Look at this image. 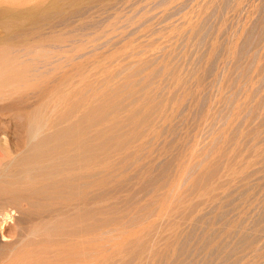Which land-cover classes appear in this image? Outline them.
Wrapping results in <instances>:
<instances>
[{
    "label": "rangeland",
    "instance_id": "rangeland-1",
    "mask_svg": "<svg viewBox=\"0 0 264 264\" xmlns=\"http://www.w3.org/2000/svg\"><path fill=\"white\" fill-rule=\"evenodd\" d=\"M115 1L109 3L108 6H106V9L104 7L103 8L104 10L103 9L98 10L97 7H95L96 10L92 8L93 11L90 16V19L92 18L90 22L91 23L90 26H88V28L84 32L76 35L74 37L75 39L73 42V45L76 44L77 46V44H79L78 46L84 47V52L80 54L75 53L74 63H70V64L68 63L69 65L66 64L65 65L66 68L64 67L62 69V71L63 70L68 71L72 69V65L73 67L75 66L76 62L80 63L82 61H87V62L89 61V63L91 64L93 63L92 66H94V67L91 66L93 69H91L92 71L90 75L93 76L91 80L94 82L93 85H95L92 91L94 92V96L96 95L95 93L99 94L98 92H96L97 87L99 92L101 91L100 88H102L101 93L103 91L109 92L112 89L119 87V95L121 94L120 96H123V97L118 96L117 99H114L115 102L111 100L106 101V99L107 100L110 99V98H106L105 101L107 102V104L106 102L104 103L103 101L102 102L97 101V99H91L90 101L92 106L94 104L93 107L100 106L101 104V106L103 105L102 106L103 109L105 104L107 105V106L105 105L106 107H109L108 105H110V108H113V106L115 107V105L121 104V99L123 100L122 105L121 106L119 105V108L115 107L114 108L115 110L112 109L110 115L105 114L106 117H108V115L110 117V118L105 117L106 118L104 120L105 122L101 119L97 122L98 124L92 123L93 125L88 124L86 127V130L89 129L87 130L88 136L89 137L92 136L90 138L92 142L94 143L96 142V140L94 141L95 139L94 135H96L95 133H97V135L100 134L101 136H103L104 134L106 136L109 135L108 138L110 139L107 138L108 141L106 140L107 143L106 145H104V147L103 144L97 145L93 151L88 152V154L91 153L90 156L91 155L94 156V157L92 156V158L90 157V159H94V160L88 161V163H89L90 171L93 170L91 173L94 172L91 175V177H94V179L91 178L92 180H94L91 181V187L93 189L96 188L94 190L91 189V192L92 195L94 194V197L97 196L96 198L90 201L89 204L91 206L89 205V207L91 209L93 208L92 210H96V218H100L102 216L101 218H104V220L106 219L105 220L106 222L104 220H102V223L99 224H96L94 220L89 222V224L91 223V226H89L90 232L89 234L86 235L87 237H89L88 239L86 237V239L89 240L88 248H92L91 245H93V248L97 246L96 248L98 249L101 248L100 249L101 252H99L100 250L97 251L98 249L97 250L95 249L93 256L92 253L93 248L91 250L88 249L90 250L89 254L91 255L92 253V256L88 255L89 257L86 256V258H83L81 260L78 258L80 260V264H83V262L88 264L89 261L90 264L92 263L97 264L98 256H99L98 260L100 261V264L104 263L103 259L104 261L107 259V262H105V264L107 263L117 264L116 262L118 261L119 257L120 260L121 259L131 260L130 261L131 264H155L156 261H157L156 264L159 263L175 264L176 262L178 263V261L180 264H188V263L207 264L205 260L209 261L208 264L210 263L222 264L224 262L226 264H231V263L232 264H245V263L264 264V142L262 137H261L262 141L261 139H259L260 141L258 140V142L260 143H257L256 141L255 143L254 141L249 139L250 137L248 135V130L249 128L252 127V125L248 122L246 117V111H244L245 110L244 107L246 106L245 99L247 100L246 97L247 82H246V75L244 69L246 58L243 47V43H244L243 29L245 26L246 13H247L246 12L247 0H234V1L233 0H115ZM234 3L236 6H234ZM115 16L118 17L115 18ZM78 21L79 19H74V23H78ZM195 25L197 27H195ZM93 37L95 39H93ZM63 47H70V46L65 45ZM113 51L115 52L119 51V60L116 59L114 63H111L109 68L111 69L112 67V69L111 70L109 69L108 70L109 72H107V70H104V68H100V67L98 68V66H103L104 64L106 65L105 62H107L108 59L107 55L113 53ZM103 54H105L106 56ZM82 55L85 56L87 55V56L85 57ZM232 56L235 57L233 58ZM101 57L103 58V60ZM104 58L106 60H104ZM140 63H143L142 66L143 65L144 66L142 72L138 74V76H135L132 80V85L135 86V90H136V92L132 94L133 95L132 96L127 89L125 88L122 89L121 87L125 81L123 77H125V75L129 73L128 71L130 70L128 68H130L133 65H137V64L139 65ZM95 64L97 67L95 66ZM122 67H124V69ZM99 69L102 71H100ZM115 69H117V71ZM118 72L119 75L116 77V74ZM198 78L199 79L204 78L202 80L203 82ZM179 80H181L180 84H184V85H179ZM197 81L199 82L198 84ZM172 84L176 85V87ZM187 86H188V90H186ZM104 88L107 90H105ZM172 89H175V92L172 93L173 91ZM188 91H189V95L187 93ZM146 92H149L151 94L155 93V95H157V98L164 99L166 102L169 101L170 99L171 105L169 104V106L175 107L176 104L175 107L176 112L173 111V114H171L172 115V118H170L171 120L170 119L162 120L161 123L162 126L158 121L159 124L157 123L158 125L157 129L159 136H157L155 139L150 137L146 132L144 133L145 130L144 126H143L144 128L141 127V129H139L140 131L138 130L137 132L135 131L133 124L130 125L129 127V124L126 121H124L126 116H127L126 118H128L129 112L132 109H134L135 105H138L139 103L138 101H136L138 103L135 104L136 102L135 101L133 102V99L136 100L135 98L137 99L139 98L140 100L141 95H142L141 96L142 99L144 97V94H146ZM185 92L187 93V96H185L186 95ZM190 92L193 95H191ZM61 96L63 95L58 93L56 99L54 96L53 99H45V100L43 99L44 101L43 100H42L43 102L41 101L42 102L40 104L41 110L39 109L40 111L39 114L37 115V117L38 116L39 117L38 118L36 117V121H34L33 123V126H35L37 131V135H36L37 139L36 138L31 139V141L29 136L30 134H28L27 131L21 130L18 127V124L15 120H11L10 118H6V117L4 118L0 116V135L2 134L1 131L2 132L4 131L3 129L5 128L8 129L5 130L6 136L8 138L7 139L8 145L5 143V141L2 138H1L2 141L0 142V182H2L0 183L1 186L0 189L3 187H9L8 185L11 183L13 185L11 184L9 188L15 185H20L21 187L22 186L24 187L26 186L27 183H29V181L41 182L43 179H47V178L50 179V177H53V175L55 177H61L62 175L60 173L58 174L56 173L57 167L58 168L67 167L71 169L75 168L73 166H76L75 165L76 163L74 164L73 161H71L72 158L75 160L76 157L75 151L70 147L68 148L70 149V151L66 152V155L68 156L67 158L68 160L65 159L64 155L61 159H58L57 161H54V159L51 160V158L44 155L43 156L41 155L39 160H36L34 158L27 159V161L21 160V155L26 154L31 149V145L39 139H44L43 143L41 144L42 146L41 148H54L56 146L57 140L56 138H53V136H49V135L59 125L65 126L69 123L68 120L72 121L74 119V117L71 116L67 121H63L64 123L62 122L60 124H57L55 125V127L49 125L51 119H53V117L56 118L57 117L56 115L61 110L60 109L62 105L61 101L64 100L63 97ZM169 96L170 98H168ZM171 96L172 98L174 97V100L171 99ZM207 96L209 98H207ZM175 97L177 98L175 99ZM181 98L183 99V101ZM92 100H95L96 102L93 101L92 103ZM130 100L133 102V104L131 105H129V103L131 102ZM9 101H10L9 99H6V101L3 100L1 103H6ZM30 101H29L30 104L36 103L34 102L36 101L35 98L34 99L31 98ZM123 107L126 108V110ZM109 111L106 113H109ZM184 111L186 112L184 113ZM51 114H52V118L50 116ZM173 116H174V120H172ZM115 117L116 119H114ZM118 118L119 119L123 118V119L119 120ZM1 120L3 121L5 120L4 122L6 123L7 126ZM168 121H170V124ZM46 122L49 123L46 124ZM99 122L100 123L103 122V123L100 124ZM44 123L46 125L43 126ZM120 123L122 125L128 124L127 128L126 125L122 126ZM96 124L98 126L100 125L101 127L100 126L98 127ZM117 124H119L120 128L118 127ZM15 125L17 126L15 127ZM115 125H117L118 128H116ZM208 125L209 127L206 128V126ZM92 126H97V127H92ZM107 127H109L110 131ZM111 127H115V128H112L113 129L112 130ZM123 127L126 128V130L124 129L125 130L124 132L126 133L122 132ZM173 127L174 129H172ZM91 128L93 130H91ZM116 129L117 130L119 129L123 134L120 131L119 132L116 131ZM142 129L144 130L142 131ZM262 129L263 130L261 134L264 137V133H263L264 127ZM106 130L108 132H105ZM21 131L24 134H22ZM7 132L9 135H7ZM91 133L93 135H91ZM114 133H117V135ZM147 135L151 139L150 141L152 142H150L149 140L148 142L145 139L143 140V138L144 137L146 138ZM21 136L23 139L22 138L20 139ZM70 137L71 139L69 140L72 141L73 140L76 141L78 139L77 135L75 136L76 138L73 136ZM118 137L120 138L123 137V138L118 139ZM116 138L119 141H122L123 144L122 145H120L121 143H119V145L116 144L118 142ZM24 139L25 142L21 141ZM131 139L134 140L132 141ZM137 141L139 143H137ZM129 142L132 143V146L130 145ZM195 142L197 143L194 144ZM110 144L111 146L108 147ZM139 144H142L141 146L145 148V149L143 148L141 149L143 152L138 149L140 146ZM137 145L139 146L137 148H134ZM106 146L107 148L105 150ZM127 146H131V147H127ZM102 147L106 152L102 151L103 150L101 149ZM111 148L114 149L116 148V149L115 150L113 149L111 151ZM127 148H130V150L129 149L127 150ZM146 148L148 149V153L146 151L147 150ZM150 149L151 150L154 149L152 151V154L150 153L151 151ZM7 151L11 153L8 154ZM130 151L132 155L135 156L134 158L132 157V155H130L131 154ZM92 152H94L95 154L94 153L92 154ZM97 153H100V155L101 154L102 155L100 156ZM105 154L107 155L105 156ZM118 155L120 158L118 157ZM142 156L144 157V161L146 160V162H148V158H150L149 162L151 159H152L151 162L153 161L151 163L153 164L151 169L152 171L145 176L146 180L144 178L139 179V175L137 173V170L143 165V164L142 165L139 164L140 162L143 161ZM116 157L118 158L116 159ZM17 158L20 160H18ZM138 158L141 159L138 160ZM42 161H45L44 162L45 164ZM92 161L95 163L94 165H92L93 164ZM50 162L53 163L51 164ZM71 162L72 164H70ZM59 164L61 166H59ZM145 164L146 163L144 162V166H147V164L146 165ZM52 167L54 168L50 170L51 171L50 174V171H47V169L48 168L51 169ZM215 167H217L218 169L217 168L213 169ZM113 168L116 171L115 170L112 171ZM36 169H38L39 171ZM42 172L43 173L45 172L46 174L44 175L42 174ZM95 172H99L101 175ZM102 173L104 176L102 175ZM94 174L97 175L94 176ZM98 175H100V177ZM106 175L108 176L107 178L105 177ZM208 175H210V177ZM40 176L42 178L41 180L39 179ZM20 178L22 180H20ZM98 178H102L101 180L107 182L106 188L100 187L99 189H97L98 185L96 187L95 182L98 180ZM124 178L127 181L124 180ZM23 179H25L26 181ZM118 179L119 182H117ZM147 179H150L149 184L146 183ZM117 184L118 186H116ZM206 187H208L209 189ZM104 189L106 190L108 189L110 191H108L107 193L105 192L106 190L104 191ZM99 190L100 192H98ZM94 191H96L97 194L96 192L94 193ZM103 191L105 192L104 195H102ZM230 197L233 198L231 199ZM97 198H99V200ZM66 200L67 201L63 202L62 205L64 206L68 204L71 205L68 201L70 199H66ZM224 201H226L227 203ZM45 203L46 205L47 203L51 204V202H45ZM223 203L226 204L223 205ZM49 204L47 205L48 210L44 212L46 214L43 213L39 218L36 219L20 218L21 213L19 212L20 213L19 214L18 210H17V214L16 212H14L13 215L14 219L12 217L11 220L9 217L0 215V226H1L0 227V264H16V263L28 264L27 263L28 259L30 260V263L32 262L31 261L32 258L29 257L36 256L34 254H37L38 257L42 254L48 255V256L42 255V257L43 256L44 257L42 259L38 258L37 260H41V261L46 260V262H52V263L55 260L53 264L55 263L66 264L67 261L68 262L70 261L69 264H73V261L76 264L79 263L78 262L79 260L77 258L75 262V259L73 258L74 253L73 256L71 254L72 251L75 250L74 252H76L79 246H81L80 244L82 240H80L81 234L79 233H76L72 237H60V239L57 240V244H56L57 247L56 246L55 247L59 249L58 250L59 254H56L58 252L56 250H52V248L46 249L47 247H50L49 238L51 237V233H54V231H56V228L53 227L54 226L53 224L58 218L62 216L61 214L63 213V212H60V214L56 213V209L61 206L59 202L57 203V205L56 203L55 205H52L54 204L52 203L49 206ZM27 205L28 203H26L25 201L21 202L18 208L19 211H23L24 208L27 209L28 208L26 207ZM49 207L53 209V212H51V209ZM98 207L101 208L99 209ZM63 210L64 208H62V211ZM98 214H100L101 216ZM115 217L116 220L114 219ZM129 217L130 220H128ZM2 218H3V222H2ZM5 218L8 220H6ZM96 218L95 220L97 221ZM124 218H126V220ZM133 218H135V221ZM103 221L105 223H103ZM134 222H136L135 224L137 226L134 225ZM238 223L241 224L238 225ZM92 224H94L95 227H93ZM151 224L153 225L155 224L156 226H153ZM228 227L229 229H227ZM259 228L262 230L261 232L262 235H260L259 233L261 231ZM25 229L28 230L26 231ZM234 229L236 230L234 231ZM239 229L241 232L242 231L244 232V233L242 232L243 235L239 234L240 232ZM252 231H254L255 233ZM177 232H180L181 234V235L179 234L180 237L177 236L178 235ZM236 232H238L239 234L238 236ZM38 233L39 235L37 237ZM43 234L45 235L43 236ZM254 234H256L255 235L256 237L254 236ZM78 235H79L78 241H81L79 242L80 244H77L75 243L77 241H74L78 239L77 238ZM158 235L159 237L157 238ZM39 236L45 238L44 240L45 244L44 242H42L43 244L40 245L43 247L40 246L35 247L31 245L33 239L39 238ZM251 237L252 239L257 237L260 239L258 243V245L260 246L259 248L260 250L259 249L258 250L254 249L251 251L244 250L248 244V241L251 240ZM91 238L96 240V242ZM82 239H84V237H82ZM192 239L195 240L193 241ZM97 240L100 241V244L101 243L102 244L100 245ZM173 240L176 241L173 242ZM179 240L182 241L179 242ZM217 240L220 241L218 242ZM64 242L65 243L69 242V243L65 244ZM142 242L143 243L147 242L146 243L147 246L145 243L143 245ZM120 243H122L123 245ZM221 243L223 244V246L221 245ZM73 244L76 245L74 246ZM131 244H132V248L130 247ZM208 244L209 247L207 246ZM153 245L155 247V250ZM179 245L181 247L184 246L185 249L186 248L187 249L183 251L182 248L184 247L180 249ZM210 245L213 247V252L211 250L212 248L209 249L211 247ZM82 246L81 248H84L85 245L83 247ZM214 246L216 247V250ZM123 247H125V249ZM127 247H130L129 248L130 251L126 250ZM150 247L152 248L150 249ZM43 248L45 249V251ZM61 248H64L63 251L65 252L64 254L63 253L60 254V252H62L63 250ZM38 249L40 251L42 250L41 252L43 251L44 252L39 255L40 251ZM207 249L209 250L207 251ZM224 249H226V252H224ZM65 250L68 252H66ZM46 251L48 254L46 253ZM176 251H178L179 253H177ZM182 252L185 253L180 254ZM49 253L52 254L53 257H56V259L51 258ZM234 254H236L239 258ZM57 255L62 256V260L61 257L60 256L57 257ZM105 255L107 256V258H104ZM45 256L47 257V259L45 258ZM129 256L130 257L132 256L133 260ZM36 257L35 259L33 257V260H36ZM87 257L90 260H87ZM222 257L224 259H221ZM232 257L236 259L233 260ZM196 259H198L199 261ZM213 259H215L214 261L216 262H213L212 261ZM231 259L232 261H229ZM56 260L58 261L56 262ZM217 261H219L220 263ZM38 262L39 261H37L36 263Z\"/></svg>",
    "mask_w": 264,
    "mask_h": 264
},
{
    "label": "bare ground",
    "instance_id": "bare-ground-1",
    "mask_svg": "<svg viewBox=\"0 0 264 264\" xmlns=\"http://www.w3.org/2000/svg\"><path fill=\"white\" fill-rule=\"evenodd\" d=\"M115 0H0V116L1 117H6V118H10L11 120H15L18 124V127L23 130V131H27L28 134H30V141L31 139H35L37 136V131L35 126H33L34 121H36V117L39 114V111L41 110L40 108V104L45 100V99H53V97L59 94H62L63 99L62 105L60 107V111L59 113L56 115L57 117H53V119H51V122H46V124L49 123L50 126H54L57 124L62 123L63 121H67L71 116L74 117V119L72 121L68 120V124L65 126H58L57 128L54 129V131L49 135V136H53V138H56L57 143L56 146L54 148H41V144L43 143L44 139H39L37 141H35L32 145H31V149L27 152L26 150V154L21 155V160H26L27 159H36L39 160L40 156L44 155L47 156L49 158L54 159V161H57L58 159H61L64 155L65 159L68 158V156L66 155V152L70 151V149H68L69 147L74 149L75 151V160L72 158L71 161H73V163L76 166H73L75 168L71 169V168H67V167H61L56 169V173H60L62 176L61 177H55L53 175V177H50V179H43L41 182H34V181H29V183L26 184V186H20V185H15L11 188H9L11 186V184H7L9 187H3L0 189V215L5 216V217H9L10 220L14 215V212H16L17 214V210L18 213H21V217L20 218H26V219H32V218H39L41 216V214H43L44 212H46L48 210V204L46 205L45 202H51L54 203L52 205H57V203L59 202L61 204L60 207H58L56 209V213L63 212L60 218H58L55 223L53 224L54 228H56V231H54V233H51V237L49 238L50 240V247L48 248H52V250H56L58 252V248H56V244H57V240L60 239V237H72L74 236L76 233L81 234L80 235V240H79V235L77 236V241L75 243L80 244L79 242H81V246L85 245L84 248H81V246H79V248L76 250V252L72 251V256L74 253L73 258L75 259L76 262V258L78 259H83L86 258V256L90 255L89 251L93 248H88V241L87 240L89 237H87L86 235L89 234V226H91V223L89 224L90 221H93L96 224L102 223V220H104V218H101L102 216L100 214L101 217L100 218H96V210H92L89 207V203L91 200H93L94 198V194L92 195L91 189H93L91 187V178L94 179V177H91V175L94 173H91L92 171H90L89 169V163L88 161L94 160V159H90V157L92 158L93 155L90 156V154H88V152L93 151L97 145H102L103 147L104 145H106V140L108 138L109 135H103L101 136L100 134L97 135V133H95L96 135H94L96 142H92L90 140V138L88 136V131L89 129L86 130V127L88 124H92V123H97L99 120H105L106 118L109 117L111 110L116 108H119V105H122V99H121V104H117L115 105V107L113 106V108H110V105H108L109 107H106L107 102L106 101H114V99H117L119 95V87L112 89L111 91H102V88H100V92L98 91V87L96 92H98L99 94L95 93L96 95L94 96V92L93 91V87L95 85L94 82L91 80L93 76L91 75V69H93L92 64L89 63V61H82L80 63L75 64V66L73 67L72 65V69L68 70V71H62V69L65 67V65H69L70 63H74L75 60V53H83L84 52V47L78 46L79 44L73 45L74 42V37L82 32H84L88 26H90V16L92 14V8L95 9V7H97L98 10H102L104 7L106 9V6H108L109 3L113 2ZM234 1V0H233ZM116 2V1H115ZM233 3V2H232ZM237 3V2H236ZM240 3V1H239ZM242 4V3H241ZM247 8L245 6V8L247 9V13H246V20H245V26L243 29V33H244V43H243V47H244V54H245V58H246V63H245V75H246V82H247V100L245 99L246 102V106L244 107L246 111V117L248 122L252 125L251 128H249L248 130V135H249V139L252 141H256L257 143L259 139L263 138V142H264V137L261 134L262 132V128L264 127V0H247ZM234 6L235 3H234ZM209 8V7H208ZM239 8V7H237ZM206 9V8H205ZM233 9V8H232ZM96 10V9H95ZM104 10V9H103ZM204 10V9H203ZM239 10V9H238ZM241 10V9H240ZM244 10V9H243ZM211 11V10H210ZM222 11V10H221ZM232 11V10H231ZM201 12V11H199ZM207 12V11H206ZM239 12V11H238ZM96 13V12H95ZM102 13V12H101ZM234 13V12H232ZM96 15V14H95ZM93 17V16H92ZM118 16H115V18H117ZM114 18V20H115ZM74 19H79L78 23H74ZM77 22V21H76ZM113 24V23H112ZM111 25V24H110ZM238 25V24H237ZM195 27H197L195 25ZM243 27V26H242ZM236 30V29H235ZM177 31V30H176ZM196 32V31H195ZM86 34V33H85ZM103 34V33H102ZM98 35V34H97ZM81 36V35H80ZM84 39V38H83ZM93 39H95L93 37ZM78 40V39H77ZM97 41V40H96ZM131 41V40H130ZM89 42V41H88ZM91 42V40H90ZM103 44V43H102ZM65 45H68L70 47H63ZM145 46V45H144ZM151 46V45H150ZM232 48V47H231ZM86 49V48H85ZM156 49V48H155ZM100 52V51H99ZM87 54V53H86ZM105 55V54H103ZM85 56V55H82ZM81 56V57H82ZM87 56V55H86ZM85 56V57H86ZM106 56V55H105ZM108 59L106 65L102 64L103 66H98V68H104V70H107V72H109L108 70L110 69V65L111 63H114V61L116 59L119 60V51L115 52L113 51V53L107 55ZM77 57V56H76ZM79 57V56H78ZM154 57V56H152ZM158 57V56H157ZM160 57V56H159ZM233 57V56H232ZM235 57V56H234ZM233 57V58H234ZM89 58V57H87ZM86 58V59H87ZM102 58V57H101ZM99 60V59H98ZM103 60V58H102ZM104 60H106L104 58ZM77 61V60H76ZM78 61V62H79ZM96 61V60H95ZM101 61V60H100ZM97 62V61H96ZM69 63V64H68ZM91 64V65H90ZM98 64V63H97ZM143 63H140L139 65H133L130 68H128L130 71H128L129 73L125 75L124 78V83L122 84V89H127L129 91V93L132 95L136 92L135 90V86L132 85V80L135 76H138V74H140L142 72ZM92 66V67H91ZM96 66V64H95ZM97 67V66H96ZM95 67V68H96ZM191 67V66H190ZM66 68V67H65ZM124 69V67H122ZM112 69V67H111ZM110 69V70H111ZM162 69V68H160ZM193 69V68H192ZM96 70V69H95ZM98 70V69H97ZM100 70V69H99ZM117 71V69H115ZM94 71V70H93ZM102 71V70H100ZM122 71V70H120ZM119 71V72H120ZM98 72V71H97ZM114 72V70H113ZM119 72L116 74V77L119 75ZM207 72V71H206ZM95 73V72H94ZM112 73V72H110ZM109 73V74H110ZM156 73V72H155ZM158 73V72H157ZM121 74V73H120ZM153 74V73H152ZM173 74V73H172ZM108 75V74H107ZM106 75V76H107ZM171 75V74H170ZM181 75V74H180ZM208 75V74H206ZM111 76V75H109ZM115 76V75H114ZM154 76V75H153ZM156 76V75H155ZM197 76V75H196ZM115 77V78H116ZM205 77V76H203ZM192 78V77H191ZM196 78V77H195ZM209 78V77H208ZM113 79V78H112ZM111 79V80H112ZM181 79V78H180ZM197 79V78H196ZM199 79V78H198ZM204 79V78H203ZM203 79H199V80H203ZM95 80V79H93ZM107 80V79H106ZM198 80V81H199ZM117 81V80H116ZM179 80V85H184V84H180ZM197 81V84L199 83ZM203 82V81H202ZM174 83V82H173ZM176 83V82H175ZM183 83V81H182ZM186 83V82H185ZM174 85V84H172ZM189 85V84H188ZM201 85V83H200ZM199 85V86H200ZM176 87V85H174ZM100 87V86H99ZM166 87V86H165ZM180 87V86H179ZM186 87V86H185ZM193 87V86H192ZM196 87V86H195ZM106 88V87H105ZM104 88V89H105ZM173 88V87H172ZM201 88V87H200ZM121 89V90H122ZM176 89V88H175ZM175 89H172V93L175 92ZM205 89V88H202ZM227 89V88H226ZM238 89V88H237ZM95 90V88H94ZM107 90V89H105ZM186 90H188V86L186 88ZM222 90V89H221ZM245 90V89H244ZM170 91V92H171ZM208 91V90H207ZM206 91V92H207ZM156 92V91H154ZM65 93V94H64ZM124 93V92H121ZM158 93V92H157ZM164 93V92H163ZM189 95V91L187 92ZM187 93L185 92V96H187ZM138 94V93H137ZM153 94V95H152ZM149 93L146 92V94H144V97L141 99L140 96V100L139 98H135L136 100L133 99V102H136L135 104L138 103V105H135L134 109H132L129 112V116L128 118H126L125 116V120L128 124L129 127L130 125H134V129L135 131L138 132L139 129H141V127H145V130L142 129V131L144 130V133L146 132L150 137H152L153 139H155L157 136H159L158 134V129H157V123L158 121L160 122V125L162 123V120H166V119H170L172 118L173 111H175V107L174 106H169L170 99L169 101H165L164 99H159L157 98V95H155V93ZM182 94V93H181ZM191 94V92H190ZM123 95V94H122ZM137 95V96H138ZM155 95V96H154ZM193 95V94H191ZM133 96V95H132ZM163 96V95H162ZM166 96V95H165ZM164 96V98H165ZM184 96V97H185ZM204 96V95H203ZM92 97V98H91ZM123 97V96H120ZM189 97V96H188ZM187 97V98H188ZM31 98H35L36 103H32L30 104L29 101ZM106 98H110V99H106ZM126 98V97H125ZM133 98V97H132ZM129 98V99H132ZM170 98V96L168 97ZM177 97H175L176 99ZM207 98H209L207 96ZM211 98V96H210ZM214 98V96H213ZM218 98V97H217ZM216 98V99H217ZM220 98V97H219ZM6 99H9V102L6 103H1L3 100L6 101ZM44 99V100H43ZM91 99H97V101L100 102H106V106L104 105L103 109L102 106L100 104V106H96L93 107L91 105ZM106 99V101H105ZM119 99V100H120ZM171 99L174 100V97ZM182 99V98H181ZM206 99V98H205ZM43 100V101H42ZM33 101V100H31ZM30 101V102H31ZM42 101V102H41ZM95 100H92V103ZM128 101V100H127ZM126 101V102H127ZM131 101V100H130ZM172 101V100H171ZM183 101V99H182ZM219 101V100H218ZM96 102V101H95ZM99 102V103H100ZM125 102V103H126ZM132 102V101H131ZM129 103V105L133 104ZM169 102V103H168ZM209 102V101H208ZM217 102V101H216ZM98 103V104H99ZM103 103V104H104ZM109 103V102H108ZM173 103V102H172ZM175 103V102H174ZM193 103V102H192ZM30 104V105H29ZM210 104V103H209ZM52 105V104H51ZM114 105V103H113ZM171 105V104H170ZM124 106V105H123ZM127 106V105H126ZM216 106V105H215ZM54 107V106H53ZM179 107V106H178ZM182 107V106H181ZM191 107V106H189ZM203 107V106H202ZM214 107V106H212ZM122 108V107H121ZM124 108V107H123ZM201 108V106H200ZM210 108V107H209ZM40 109V110H39ZM49 109V108H48ZM47 109V111H48ZM56 109V108H55ZM110 109V111H109ZM126 110V108H124ZM192 109V108H191ZM206 109V108H205ZM214 109V108H213ZM217 109V108H216ZM46 110V108H45ZM59 110V108H58ZM115 110V109H114ZM113 110V111H114ZM118 110V109H116ZM129 110V109H128ZM185 110V109H183ZM199 110V109H197ZM202 110V109H201ZM211 110V109H210ZM215 110V109H214ZM219 110V109H218ZM44 111V110H43ZM109 113H106L108 112ZM112 111V113H113ZM181 111V110H180ZM205 111V110H204ZM46 112V111H45ZM58 112V111H57ZM176 112V111H175ZM174 112V113H175ZM186 111H184L185 113ZM197 112V111H195ZM211 112V111H210ZM214 112V111H213ZM219 112V111H218ZM225 112V111H224ZM47 113V112H46ZM55 113V112H54ZM204 113V112H203ZM212 113V112H211ZM44 114V113H43ZM105 114H109L108 117L105 116ZM178 114V113H177ZM216 115V113H215ZM223 115V114H222ZM48 116V115H47ZM52 118V114L50 115ZM185 116V115H184ZM191 116V115H190ZM39 117V116H38ZM37 117V118H38ZM44 117V116H43ZM49 117V116H48ZM106 117V118H105ZM188 117V116H187ZM186 117V118H187ZM110 118V117H109ZM116 119V117L114 118ZM119 119V118H118ZM123 119V118H121ZM119 119V120H121ZM201 119V118H200ZM7 120V119H5ZM4 120V121H5ZM38 120V119H37ZM109 120V119H108ZM118 120V122H119ZM171 120V119H170ZM174 120V116L173 119ZM183 120V119H182ZM2 122H4L3 120H1ZM48 121V120H47ZM112 121V120H111ZM114 121V120H113ZM123 121V122H124ZM184 121V120H183ZM189 121V120H188ZM209 121V120H208ZM13 122V121H12ZM15 122V123H16ZM105 122V121H104ZM116 122V121H115ZM122 122V123H123ZM170 124V121H168ZM172 122V121H171ZM175 122V121H174ZM211 122V121H210ZM5 123V122H4ZM40 123V122H39ZM64 123V122H63ZM100 123V122H99ZM103 123V122H102ZM100 123V124H102ZM113 123V122H112ZM198 123V122H197ZM206 123V122H205ZM45 123L43 124L46 125ZM98 124V123H97ZM96 124V125H97ZM121 124V123H120ZM128 124H124L126 125V128L128 126ZM159 124V123H158ZM210 124V123H209ZM214 124V123H213ZM4 125V124H3ZM6 125V123H5ZM93 125V124H92ZM106 125V124H105ZM119 127V124H117ZM116 126V128H118ZM122 125V124H121ZM120 125V126H121ZM122 125V126H124ZM159 125V126H160ZM165 125V124H164ZM200 125V124H199ZM206 125V124H205ZM7 126V125H6ZM17 125H15L16 127ZM98 126V125H97ZM97 126H92V127H97ZM100 126V125H99ZM98 126V127H99ZM113 126V125H112ZM162 126V125H161ZM211 126V125H210ZM249 126V125H248ZM53 127V128H54ZM101 127V126H100ZM132 127V126H131ZM143 127V128H144ZM165 127V126H163ZM209 127L206 126V128ZM48 128V127H47ZM109 129V127H107ZM115 128V127H111ZM120 128V127H119ZM126 128L123 127V131L124 132L126 130ZM159 128V127H158ZM162 128V127H161ZM169 128V127H168ZM43 129V128H42ZM52 129V127H51ZM125 129V130H124ZM174 129V127L172 128ZM176 129V128H175ZM211 129V128H210ZM4 131H1V135H0V142L2 141V139L5 141V143L7 144V136H6V131L8 129H3ZM18 130V129H16ZM46 130V129H45ZM49 130V129H48ZM91 130H93L91 128ZM113 130V129H112ZM111 130V131H112ZM122 130V127H121ZM161 130V129H160ZM159 130V131H160ZM192 130V129H191ZM228 130V129H227ZM102 131V130H99ZM110 131V129H109ZM116 131H120L119 129ZM132 131V130H131ZM134 131V132H135ZM140 131V130H139ZM210 131V130H209ZM20 132V130H19ZM17 132V133H19ZM87 132V133H86ZM90 132V131H89ZM98 132V131H97ZM105 132H108L107 130ZM115 132V131H114ZM121 132V131H120ZM121 132V133H122ZM133 132V133H134ZM161 132V131H160ZM159 132V133H160ZM166 132V131H165ZM22 133V131H21ZM102 133V132H101ZM126 133V132H124ZM128 133V131H127ZM143 133V134H144ZM163 133V132H162ZM191 133V132H190ZM237 133V132H236ZM264 133V131H263ZM24 134V133H22ZM39 134V133H38ZM87 134V136H86ZM117 135V133H114ZM123 134V133H122ZM169 134V132H168ZM206 134V133H205ZM220 134V133H219ZM230 134V133H229ZM7 135L8 132H7ZM19 135V134H18ZM43 135V134H42ZM78 136V139L76 141H72L69 140L71 139L70 136ZM91 135H93L91 133ZM129 135V134H128ZM139 135V133H138ZM141 135V134H140ZM148 135L146 136V138L148 137ZM111 136V135H110ZM125 136V135H124ZM123 136V137H124ZM127 136V135H126ZM131 136V135H130ZM129 136V138H130ZM134 136V135H133ZM132 136V138H133ZM144 136V135H142ZM141 136V137H142ZM205 136V135H204ZM89 137V138H87ZM114 137V136H113ZM117 137V136H115ZM121 137V138H123ZM128 137V136H127ZM135 137V136H134ZM140 137V138H141ZM201 137V136H200ZM199 137V138H200ZM216 137V136H215ZM262 137V138H261ZM2 138V139H1ZM22 138V136L20 137V139ZM27 138V137H26ZM29 138V137H28ZM51 138V137H50ZM76 138V137H75ZM120 137H118V139H121ZM126 138V137H125ZM139 138V139H140ZM145 137L143 138V140H151L149 137L146 139ZM160 138V137H159ZM191 138V137H190ZM194 138V137H192ZM217 138V137H216ZM23 139V138H22ZM37 139V138H36ZM110 139V138H108ZM114 139V138H111ZM117 139V138H116ZM115 139V140H116ZM117 139V140H118ZM138 139V138H137ZM142 139V138H141ZM93 140V139H92ZM125 140V139H123ZM128 140V139H127ZM126 140V141H127ZM132 140V139H131ZM134 140V139H133ZM132 140V141H133ZM202 140V139H200ZM213 140V139H212ZM23 142H25L24 140H21ZM51 141V139H50ZM72 141V142H71ZM108 141V140H107ZM129 141V140H128ZM141 141V140H139ZM148 141V142H149ZM211 141V140H210ZM260 141V140H259ZM20 142V141H18ZM29 142V141H28ZM27 142V143H28ZM152 142V141H150ZM166 142V141H165ZM217 142V141H216ZM255 142V143H256ZM22 143V142H21ZM113 143V142H112ZM111 143V144H112ZM119 143H121L120 145H122V141H119L116 143L119 145ZM126 143V142H125ZM124 143V144H125ZM130 143V142H129ZM137 143H139L137 141ZM136 143V144H137ZM141 143V142H140ZM154 143V142H153ZM197 142H195L194 144H196ZM208 143V142H207ZM25 144V143H23ZM29 144V143H28ZM27 144V145H28ZM54 144V143H53ZM52 144V145H53ZM111 144L108 146L110 147ZM135 144V142H134ZM133 144V145H134ZM146 144V141H145ZM149 144V143H147ZM199 144V143H198ZM8 145V144H7ZM45 145V144H44ZM130 145L132 146V143H130ZM140 145V146H139ZM134 148H137L139 146V150H141L142 148L145 149L144 147H142V144H139ZM144 145V144H143ZM152 145V143H151ZM201 145V144H200ZM227 145V143H226ZM256 145V144H255ZM131 146H127V147H131ZM187 146V145H186ZM207 146V145H205ZM212 146V145H211ZM210 146V147H211ZM30 147V146H29ZM100 147V146H99ZM102 151L104 152L107 148V146L104 148ZM115 147V144H114ZM126 147V146H125ZM146 147V145H145ZM148 147V146H147ZM164 147V146H163ZM194 147V146H193ZM202 147V146H201ZM190 148V147H189ZM114 148H111V151ZM116 149V148H115ZM114 149V150H115ZM126 149V148H125ZM130 150V148H127V150ZM147 149V148H146ZM152 149V147H151ZM150 149V150H151ZM161 149V148H160ZM163 149V148H162ZM194 149V148H193ZM209 149V147H208ZM24 150V149H23ZM132 150V149H131ZM136 150V149H135ZM154 150V149H153ZM150 151V153L152 154V151ZM108 151V150H107ZM109 151V152H111ZM142 151V150H141ZM140 151V152H141ZM148 153V149L146 150ZM23 152V151H21ZM101 152V153H103ZM106 152V151H105ZM133 152V151H132ZM143 152V151H142ZM145 152V151H144ZM159 152V151H158ZM173 152V151H172ZM201 152V151H200ZM7 153H11L8 152ZM94 152H92L93 154ZM108 153V152H107ZM127 153V151H126ZM131 153V151H130ZM137 153V151H136ZM146 153V152H145ZM149 153V155H150ZM161 153V152H160ZM7 154V155H8ZM20 154V153H19ZM95 154V153H94ZM100 155V153H97ZM122 154V153H121ZM139 154V153H138ZM5 155V154H4ZM11 155V154H10ZM89 155V157H88ZM102 155V154H101ZM100 155V156H101ZM107 154H105L106 156ZM132 155V153L130 154ZM129 155V156H130ZM137 155V154H136ZM143 155V154H142ZM171 155V154H170ZM179 155V154H178ZM17 156V154H16ZM117 156V155H116ZM138 156V155H137ZM145 156V155H144ZM197 156V155H196ZM207 156V155H206ZM20 157V156H19ZM94 157V156H93ZM103 157V156H102ZM119 157V155H118ZM116 157V159L118 158ZM131 157V156H130ZM132 157L134 158L135 156L132 155ZM140 157V156H139ZM143 157V156H142ZM198 157V156H197ZM6 158V157H5ZM13 158V157H12ZM46 158V157H45ZM120 158V157H119ZM18 159V158H17ZM44 159V158H43ZM47 159V158H46ZM64 159V160H65ZM108 159V158H107ZM115 159V160H116ZM127 159V158H126ZM136 159V158H135ZM141 158H138V160H140ZM148 158V162H149ZM193 159V158H192ZM15 160V159H14ZM20 160V159H18ZM68 160V159H67ZM96 160V159H95ZM142 162H140L139 164L142 165V167H140L137 170V173L139 175V179L140 178H144L145 176L148 175L152 170V165L151 164V160L150 162H146V160L144 161V157L142 158ZM46 161V160H45ZM45 161H42L43 163ZM49 161V160H48ZM47 161V163H48ZM66 161V160H65ZM78 161V162H77ZM98 161V160H97ZM110 161V160H108ZM113 161V160H112ZM122 161V160H121ZM132 161V160H131ZM203 161V160H202ZM201 161V162H202ZM206 161V160H205ZM208 161V160H207ZM215 161V160H214ZM30 162V161H29ZM41 162V161H40ZM64 162V161H63ZM68 162V161H67ZM93 162V161H92ZM116 162V161H115ZM125 162V161H124ZM144 162L147 164V166H144ZM191 162V161H190ZM27 163V162H26ZM51 163V162H50ZM49 163V164H50ZM53 163V162H52ZM51 163V164H52ZM217 163V162H216ZM45 164V163H44ZM72 164V162L70 163ZM95 163L93 162L92 165H94ZM103 164V163H101ZM145 164V165H146ZM8 165V164H7ZM18 165V164H17ZM123 165V164H122ZM42 166V165H41ZM56 166V164H55ZM59 166H61L59 164ZM70 166V165H69ZM96 166V165H95ZM103 166V165H102ZM125 166V164H124ZM122 166V167H124ZM127 166V165H126ZM136 166V165H135ZM215 166V165H214ZM235 166V165H234ZM26 167V166H23ZM40 167V166H39ZM48 167V166H47ZM72 167V165H71ZM92 167V166H90ZM98 167V166H97ZM96 167V169H97ZM100 167V166H99ZM129 167V166H128ZM54 167H52L51 169H47V171L52 170ZM102 168V167H101ZM135 168V167H134ZM137 168V167H136ZM205 168V167H204ZM217 167L213 168L216 169ZM103 169V168H102ZM126 169V168H125ZM167 169V168H165ZM189 169V168H188ZM193 169V168H192ZM218 169V168H217ZM16 170V169H15ZM38 170V169H36ZM46 170V169H45ZM99 170V169H98ZM115 170L114 168L112 169V171ZM182 170V169H181ZM232 170V169H231ZM230 170V171H231ZM30 171V170H29ZM39 171V170H38ZM116 171V170H115ZM114 171V172H115ZM184 171V170H183ZM214 171V170H212ZM211 171V173H212ZM13 172V171H12ZM101 172V171H100ZM104 172V171H102ZM185 172V171H184ZM54 173V172H53ZM52 173V174H53ZM95 173H99V172H95ZM116 173V172H115ZM114 173V174H115ZM188 173V172H187ZM186 173V175H187ZM42 174H46L45 172ZM48 174V173H47ZM51 174V171H50ZM100 174V173H99ZM136 174V173H135ZM209 174V173H208ZM215 174V173H214ZM8 175V174H7ZM40 175V174H38ZM97 174H94V176ZM101 175V174H100ZM100 175H98L100 177ZM103 175V173H102ZM122 175V174H121ZM205 175V174H204ZM96 176V177H98ZM104 176V175H103ZM210 177V175H208ZM212 176V174H211ZM36 177V176H35ZM95 177V178H96ZM106 178L108 177L107 175L105 176ZM119 177V176H118ZM130 177V176H129ZM193 177V176H192ZM198 177V176H197ZM201 177V176H200ZM37 178V177H36ZM39 178V177H38ZM44 178V177H43ZM103 178V177H102ZM102 178H98V180L95 182L97 189H99L100 187L102 188H106L107 182L104 180H101ZM128 178V177H127ZM188 178V177H187ZM239 178V177H238ZM244 178V177H243ZM40 180L42 179L41 176L39 178ZM38 179V180H39ZM105 179V178H104ZM143 179V180H144ZM157 179V178H156ZM192 179V178H191ZM211 179V178H210ZM20 180H22L20 178ZM25 180V179H23ZM30 180V179H29ZM107 180V179H106ZM124 180H126L124 178ZM132 180V179H131ZM146 180V179H145ZM206 180V179H205ZM26 181V180H25ZM113 181V180H112ZM121 181V180H120ZM127 181V180H126ZM158 181V180H157ZM24 182V181H23ZM119 182V179L118 181ZM176 182V181H175ZM187 182V181H186ZM2 183V182H0ZM109 183V182H108ZM132 183V181H131ZM130 183V184H131ZM146 183H150V179H147ZM157 183V182H156ZM166 183V182H165ZM177 183V182H176ZM222 183V182H221ZM23 184V183H22ZM94 184V183H93ZM153 184V182H152ZM183 184V183H182ZM193 184V183H192ZM2 185V184H1ZM5 185V184H4ZM13 185V184H12ZM123 185V184H122ZM162 185V184H161ZM195 185V184H194ZM208 185V184H207ZM110 186V185H108ZM118 186V184L116 185ZM191 186V185H190ZM1 187V186H0ZM122 187V186H121ZM161 187V186H160ZM188 187V186H186ZM214 187V186H213ZM262 187V186H261ZM176 188V187H175ZM194 188V187H193ZM204 188V187H203ZM208 188V187H206ZM96 189V188H94ZM93 189V190H94ZM109 189V188H108ZM106 190L104 189L105 192L108 193V191L110 190ZM169 189V188H168ZM177 189V188H176ZM195 189V188H194ZM202 189V188H201ZM209 189V188H208ZM124 190V189H123ZM200 190V189H199ZM205 190V189H204ZM211 190V189H210ZM102 193V195H104V192ZM114 191V190H113ZM202 191V190H201ZM208 191V190H207ZM96 191H94L95 193ZM100 192V190L98 191ZM120 192V191H119ZM227 192V191H226ZM225 192V193H226ZM111 193V192H110ZM116 193V192H115ZM183 193V192H182ZM252 193V192H251ZM97 194V192H96ZM227 195V194H226ZM247 195V194H246ZM163 196V195H162ZM249 196V195H248ZM99 197V196H98ZM130 197V196H129ZM187 197V196H186ZM234 197V195H233ZM233 197H230L231 199ZM263 197V196H262ZM103 198V197H102ZM168 198V197H167ZM171 198V197H170ZM224 198V197H223ZM228 198V197H227ZM229 198V199H230ZM250 198V197H249ZM66 199H70L68 200L69 203L71 205H62L63 202L67 201ZM99 200V198H97ZM105 199V198H104ZM169 199V198H168ZM227 199V200H229ZM262 199V198H261ZM25 201L26 203H28V205L26 207H28L27 209H25L23 211H19V205L21 202ZM72 201V202H71ZM96 201V200H94ZM157 201V200H156ZM161 201V200H160ZM166 201V200H165ZM231 201V200H230ZM154 202V201H153ZM226 202V201H224ZM68 203V202H67ZM66 203V204H67ZM166 203V202H165ZM163 203V204H165ZM227 203V202H226ZM225 203V204H226ZM24 204V203H22ZM49 204V206L51 205ZM59 204V205H60ZM151 204V203H150ZM161 204V203H160ZM189 204V203H188ZM223 203V205H225ZM24 206V205H23ZM91 206V205H90ZM93 206V205H92ZM111 207V206H110ZM172 207V206H171ZM193 207V206H192ZM214 207V206H213ZM223 207V206H222ZM50 208V207H49ZM62 208H64V210L62 211ZM99 208V207H98ZM101 208V207H100ZM99 208V209H100ZM161 208V207H160ZM165 208V207H164ZM51 209V208H50ZM171 209V208H170ZM140 210V209H139ZM165 210V209H164ZM212 210V209H211ZM51 212H53V209H51ZM19 213V214H20ZM102 213V212H99ZM105 213V212H104ZM183 213V212H182ZM221 213V212H220ZM18 214V215H19ZM46 214V213H44ZM106 214V213H105ZM114 214V213H113ZM128 214V213H127ZM134 214V213H133ZM125 215V214H124ZM131 215V214H130ZM152 215V214H151ZM155 215V214H154ZM167 215V214H166ZM182 215V214H181ZM52 216V215H51ZM132 216V215H131ZM140 216V215H139ZM156 216V215H155ZM160 216V215H159ZM197 216V215H196ZM99 217V216H97ZM123 217V215H122ZM184 217V216H183ZM210 217V216H209ZM217 217V216H215ZM19 218V217H18ZM50 218V217H49ZM95 218L97 219V221L95 220ZM146 218V217H145ZM6 219V218H5ZM14 219V217H13ZM12 219V220H13ZM41 219V218H40ZM116 220V217L114 218ZM126 220V218H124ZM123 219V220H124ZM135 221V218H133ZM149 219V218H148ZM216 219V218H215ZM234 219V218H233ZM8 220V219H6ZM22 220V219H21ZM44 220V219H43ZM106 220V219H105ZM104 220V221H105ZM130 220V217L129 219ZM127 220V221H128ZM147 220V219H146ZM151 220V219H150ZM159 220V219H158ZM194 220V219H193ZM192 220V221H193ZM210 220V219H209ZM208 220V222H209ZM242 220V219H241ZM24 221V219H23ZM40 221V220H39ZM103 221V223H105ZM111 221V220H110ZM137 221V220H136ZM199 221V220H198ZM202 221V220H201ZM206 221V220H205ZM212 221V220H211ZM210 221V222H211ZM240 221V220H239ZM245 221V220H244ZM2 222H3V218H2ZM123 222V221H122ZM132 222V221H131ZM139 222V221H138ZM200 222V221H199ZM207 222V223H208ZM229 222V221H228ZM235 222V221H234ZM260 222V221H259ZM37 223V222H36ZM51 223V221H50ZM110 223V222H109ZM136 222H134V225ZM176 223V222H175ZM212 223V222H211ZM242 223V222H241ZM241 223H238L241 224ZM256 223V222H255ZM123 224V223H122ZM138 224V223H137ZM173 224V223H170ZM194 224V223H192ZM210 224V223H209ZM258 224V223H257ZM24 225V224H23ZM37 225V224H36ZM43 225V224H42ZM103 225V224H101ZM110 225V224H109ZM118 225V224H117ZM128 225V224H127ZM133 225V226H134ZM147 225V224H146ZM153 225V224H151ZM150 225V226H151ZM213 225V224H212ZM216 225V224H215ZM221 225V224H220ZM234 225V224H233ZM237 225V226H238ZM255 225V224H254ZM41 226V225H40ZM52 226V225H51ZM93 227H95L94 224H92ZM113 226V225H112ZM126 226V225H125ZM137 226V225H136ZM153 226H156L155 224ZM231 226V225H230ZM1 227V226H0ZM27 227V226H26ZM33 227V226H32ZM49 227V226H48ZM100 227V226H99ZM120 227V226H119ZM258 227V225H257ZM31 228V227H30ZM42 228V227H41ZM112 228V227H111ZM130 228V227H129ZM148 228V227H147ZM146 228V229H147ZM163 228V227H162ZM179 228V227H178ZM209 228V227H208ZM244 228V227H243ZM34 229V228H33ZM43 229V228H42ZM46 229V228H45ZM95 229V228H93ZM100 229V228H99ZM136 229V228H135ZM154 229V228H153ZM159 229V228H158ZM229 229V227L227 228ZM248 229V227H247ZM246 229V230H247ZM260 229V228H259ZM26 230V229H25ZM28 230V229H27ZM26 230V231H27ZM103 230V229H101ZM236 229H234L235 231ZM244 230V231H246ZM250 230V229H249ZM255 230V229H254ZM261 230V229H260ZM2 231V230H1ZM141 231V229H140ZM182 231V230H181ZM232 231V230H231ZM240 231V229H239ZM238 231V232H239ZM25 232V231H24ZM30 232V231H29ZM41 232V231H40ZM88 232V233H87ZM119 232V231H118ZM131 232V231H130ZM238 232H236L237 236L239 234H242V232L240 231L239 234ZM254 232V231H252ZM262 230L259 232L260 235ZM26 233V232H25ZM110 233V232H109ZM112 233V232H111ZM174 233V232H173ZM179 236L180 232H177ZM188 233V232H187ZM214 233V232H213ZM227 233V231H226ZM244 233V232H243ZM251 233V231H250ZM249 233V234H250ZM255 233V232H254ZM4 234V233H3ZM91 234V233H90ZM136 234V233H135ZM142 234V233H141ZM202 234V233H201ZM206 234V233H205ZM212 234V233H211ZM257 234V233H256ZM254 234V236L256 235ZM2 235V234H1ZM5 235V234H4ZM39 233L37 234L38 237ZM45 234H43L44 236ZM100 235V234H99ZM112 235V234H111ZM181 235V234H180ZM190 235V234H189ZM243 235V234H242ZM248 235V234H245ZM259 235V234H258ZM34 236V235H33ZM32 236V237H33ZM42 236V235H41ZM41 236H39V238H35L33 239V241L31 242V245L33 246H40L41 244H43L42 242H44L45 238H42ZM84 237V239H82V237ZM105 236V235H104ZM176 236V237H177ZM192 236V235H191ZM235 236V235H234ZM250 236V235H249ZM253 236V237H254ZM29 237V235H28ZM36 237V236H35ZM76 237V236H75ZM87 237V239H86ZM91 237V236H90ZM159 237V235L157 236V238ZM171 237V235H170ZM180 237V236H179ZM215 237V236H214ZM256 237V236H255ZM56 238V239H55ZM74 238V237H73ZM103 238V237H102ZM173 238V236H172ZM182 238V237H181ZM185 238V237H184ZM241 238V237H240ZM47 239V238H46ZM63 239V238H62ZM92 240H94L93 238H91ZM140 239V238H139ZM176 239V238H175ZM196 239V238H195ZM194 239V240H195ZM70 240V239H69ZM137 240V239H136ZM155 240V239H154ZM177 240V239H176ZM175 240V241H176ZM193 240V239H192ZM193 240V241H194ZM208 240V239H207ZM29 241V240H27ZM26 241V242H27ZM47 241V240H46ZM67 241V240H66ZM71 241V240H70ZM91 241V240H90ZM96 242V240H94ZM98 241V240H97ZM133 241V240H132ZM139 241V240H138ZM143 241V240H142ZM173 240V242H175ZM182 240H179V242ZM218 241V240H217ZM216 241V242H217ZM220 241V240H219ZM218 241V242H219ZM260 239L257 238H253L251 237V240L248 241L247 246L245 247L244 250H258L260 248V246L258 245ZM47 242V244H48ZM62 242V241H61ZM100 244V241H98ZM236 242V241H235ZM65 243V242H64ZM69 242H66L65 244H67ZM74 243V242H73ZM143 243V242H142ZM141 243V244H142ZM145 243V242H144ZM143 243V245H144ZM147 243V242H146ZM145 243V244H146ZM188 243V242H187ZM192 243V242H191ZM196 243V242H195ZM45 244V242H44ZM63 244V243H62ZM94 244V243H93ZM102 244V243H101ZM100 244V245H101ZM117 244V243H116ZM122 244V243H120ZM246 244V243H244ZM61 245V244H60ZM59 245V247H60ZM64 245V244H63ZM71 245V244H70ZM74 246L76 244H73ZM87 245V246H86ZM123 245V244H122ZM158 245V244H157ZM182 245V244H181ZM193 245V244H192ZM212 245V244H211ZM210 245V246H211ZM221 245L223 246V244L221 243ZM238 245V244H237ZM48 246V245H47ZM56 246V247H55ZM73 246V247H74ZM82 246V247H83ZM104 246V245H102ZM147 246V244H146ZM180 246V245H179ZM209 247V244L207 245ZM213 246V245H212ZM210 247L209 249L212 250L213 252V247ZM43 247V246H40ZM38 247V248H40ZM45 247V246H44ZM62 247V246H61ZM66 247V246H65ZM64 247V248H65ZM71 247V246H69ZM68 247V248H69ZM97 247V246H96ZM93 248V256H94V251L95 249L97 250L98 248ZM132 248V244L130 246ZM130 247H127L126 250H129ZM145 247V246H143ZM142 247V248H143ZM154 247V245H153ZM184 247V246H182ZM180 246V249L182 248ZM191 247V246H190ZM215 247V246H214ZM226 247V246H225ZM31 248V247H28ZM33 248V247H32ZM64 248L61 253H65ZM76 248V247H75ZM125 249V247H123ZM148 248V247H146ZM152 247H150L151 249ZM172 248V247H171ZM206 248V246H205ZM218 248V247H217ZM224 248V247H223ZM222 248V249H223ZM244 248V247H243ZM36 249V248H35ZM44 249V248H43ZM70 249V248H69ZM90 249V250H88ZM101 249V248H100ZM100 249H98L97 251H99ZM135 249V247H134ZM176 249V248H174ZM179 249V250H180ZM187 249V248H186ZM185 247L182 248V250H186ZM207 249V251L209 250ZM27 250V249H26ZM34 250V249H33ZM37 250V249H36ZM39 250V249H38ZM51 250V249H49ZM125 250V251H126ZM142 250V249H141ZM149 250V249H148ZM155 250V247H154ZM158 250V249H157ZM173 250V249H172ZM178 250V251H179ZM181 250V251H182ZM206 250V249H205ZM216 250V247H215ZM260 250V249H259ZM28 251V250H27ZM40 251V250H39ZM42 251V250H41ZM39 252V255L43 252ZM55 251V253H56ZM66 251V250H65ZM105 251V250H104ZM130 251V250H129ZM178 251H176L177 253H179ZM199 251V249H198ZM218 251V250H217ZM222 251V250H221ZM21 252V251H20ZM50 252V251H49ZM68 252V251H66ZM101 252V250L99 251ZM148 252V251H147ZM165 252V251H164ZM211 252V251H210ZM224 252H226V249H224ZM34 253V252H33ZM37 253V252H35ZM47 253V251H46ZM92 253L90 256H92ZM112 253V252H111ZM121 253V252H120ZM140 253V252H138ZM185 252H182L180 254H183ZM218 253V252H217ZM216 253V254H217ZM48 254V253H47ZM50 254V253H49ZM53 254V252H52ZM52 254H50L51 258H55L53 257ZM56 254H59L56 253ZM98 254V253H97ZM96 254V255H97ZM131 254V253H130ZM134 254V253H133ZM137 254V253H136ZM157 254V253H156ZM164 254V253H162ZM170 254V253H169ZM207 254V253H206ZM220 254V251H219ZM218 254V255H219ZM227 254V253H226ZM225 254V255H226ZM28 255V254H27ZM36 256H33L34 259L36 257V260H33V257H29L32 258V264L34 261V264L39 261L36 264H51L52 262H46V260H37L38 258H43L42 255H46V254H42L38 257L37 254H34ZM66 255V254H65ZM64 255V256H65ZM95 255V256H96ZM103 255V254H102ZM114 255V254H113ZM116 255V254H115ZM155 255V254H154ZM172 255V254H171ZM179 255V254H178ZM236 255V254H234ZM24 256V255H23ZM48 256V255H46ZM45 256V258L47 259V257ZM60 255H57V257ZM63 256V257H64ZM67 256V255H66ZM70 256V255H69ZM133 256V255H132ZM132 256L130 258H132ZM137 256V255H135ZM134 256V257H135ZM175 256V255H174ZM173 256V257H174ZM177 256V255H176ZM195 256V255H194ZM237 256V255H236ZM26 257V259H27ZM61 260H62V256ZM89 257V256H88ZM87 257V260H90ZM103 257V256H102ZM110 257V256H109ZM160 257V256H159ZM197 257V256H196ZM221 257V256H220ZM224 257V255H223ZM221 259H224V258ZM238 257V256H237ZM255 257V256H254ZM253 257V258H254ZM44 258V259H45ZM49 258V257H48ZM99 258V256H98ZM97 258V262L100 264V261ZM104 258H107V256L105 255ZM150 258V257H149ZM158 258V257H157ZM162 258V257H161ZM160 258V259H161ZM195 258V257H194ZM202 258V257H201ZM209 258V257H208ZM215 258V257H214ZM227 258V256H226ZM239 258V257H238ZM25 259V258H24ZM58 259V258H57ZM60 259V258H59ZM69 259V258H68ZM73 259V260H74ZM78 259V260H79ZM136 259V258H135ZM159 259V258H158ZM169 259V258H168ZM204 259V258H203ZM206 259V258H205ZM230 259V257H229ZM232 259H236L233 258ZM229 260V261H232ZM19 260V259H18ZM65 260V258H64ZM72 260V261H73ZM77 260V261H78ZM80 260L78 261L80 264ZM133 260V258H132ZM155 260V259H154ZM157 260V259H156ZM198 260V259H196ZM202 260V259H201ZM200 260V261H201ZM210 260V259H209ZM215 259H213V262ZM27 261V260H26ZM41 261V262H40ZM51 261V260H50ZM53 261V260H52ZM58 260H56L57 262ZM60 261V260H59ZM86 261V259H85ZM114 261V260H113ZM117 261V260H116ZM131 260H127V259H121L120 257L118 259V261L116 262L117 264H131L130 262ZM149 261V260H148ZM182 261V260H181ZM180 261V262H181ZM199 261V260H198ZM203 261V260H202ZM208 264L209 261L205 260ZM55 262V260H54ZM53 262V263H54ZM70 262V261H69ZM69 262L67 261V263L69 264ZM90 262V261H89ZM88 262V264H90ZM102 262V261H101ZM104 263L101 264H105V262H107V259L104 261ZM115 262V261H114ZM157 262V261H156ZM155 262V264H156ZM161 262V261H160ZM184 262V260H183ZM212 262V263H213ZM219 262V261H217ZM24 263V262H23ZM28 264L30 263V260L28 259L27 261ZM52 263V264H53ZM59 263V262H58ZM66 263V262H65ZM66 263V264H67ZM96 263V262H95ZM97 263V264H98ZM111 263V262H110ZM171 263V262H170ZM182 263V262H181ZM186 263V262H185ZM220 263V262H219ZM225 263V262H224ZM222 263V264H224ZM231 263V262H229ZM17 264V263H16ZM56 264V263H55ZM61 264V263H59ZM64 264V263H62ZM73 264L74 263L73 261ZM83 264H87L84 263ZM93 264V263H92ZM109 264V263H107ZM112 264V263H111ZM114 264V263H113ZM160 264V263H159ZM169 264V263H168ZM173 264V263H172ZM175 264H180L179 261L178 263L176 262ZM190 264V263H188ZM196 264V263H193ZM205 264V263H204ZM211 264V263H210ZM213 264H217V263H213ZM226 264V263H225ZM232 264V263H231ZM246 264V263H245Z\"/></svg>",
    "mask_w": 264,
    "mask_h": 264
}]
</instances>
